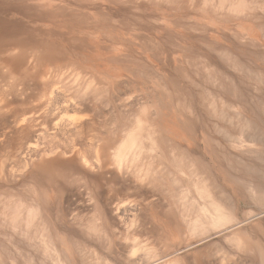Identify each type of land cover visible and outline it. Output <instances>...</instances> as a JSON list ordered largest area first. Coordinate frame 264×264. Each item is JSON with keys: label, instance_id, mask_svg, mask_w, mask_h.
I'll list each match as a JSON object with an SVG mask.
<instances>
[{"label": "bare ground", "instance_id": "bare-ground-1", "mask_svg": "<svg viewBox=\"0 0 264 264\" xmlns=\"http://www.w3.org/2000/svg\"><path fill=\"white\" fill-rule=\"evenodd\" d=\"M134 1L137 2V0ZM160 1L168 2V0ZM201 7L206 9L207 12H211L213 15L215 14L226 20L236 17H243V19L253 18L255 17V11L257 8H261L260 10L264 11V3H260L258 0H203ZM252 20L255 21L254 19ZM241 42L239 44H241ZM43 43H37L36 41L33 43L26 37L20 35H0V178L4 177L7 179V174L5 173L7 170L3 169V167L5 164L4 162L9 159L8 157L11 155H9L10 152L8 154H6V152L4 153V151H9L8 145L12 146L11 148H16L17 152L11 150L17 154L19 153L21 157L24 158L23 164L33 165L34 167L36 166L40 170H48L57 164L71 163L72 165L77 166L78 164H81L84 165L85 169L88 171L96 172L95 174L92 173L90 175L94 184L92 183L91 185L87 180H84L83 184L80 182V179L76 177H73V179L70 178L71 181H69L68 178L74 173L69 175L67 172L66 174L63 172L62 174L66 176L64 177L70 182V187L72 181H74L75 183H73L77 186L82 184L81 188L88 190L90 192H88V194L93 200H98L95 198L96 193H104V188L101 186V182H104V180L107 181L106 184L103 183L107 185V187H105L106 190L104 196L107 203L113 205L116 211H120L119 214L128 213L130 215L133 212L132 217H130L131 223L133 220L135 221V219H140L139 213L137 215L136 212L141 210L139 207L141 202L150 200V197L162 193L170 200L168 202L169 208L166 210V214L170 216V221H180L187 231H185L187 233L186 236L181 233L182 237L184 236V239L188 237L187 235H191V237L194 236V238L200 237L201 239H199V242L206 237V234L209 233L210 235L211 230L213 231V229H216L215 231L219 230H217V228L224 231L234 230L243 223L242 221H244V219L239 220L238 216L237 207L239 199L245 200V197H248L253 203L256 202L254 205L260 207L261 205L262 207L264 206V167L262 168V166H260L264 161L259 153V151L262 150L261 145L264 147V135L261 134L263 131L260 128L262 127L259 128V123L257 125L256 116L258 114L253 108V112L255 113L252 112L251 114H254L255 118L247 115L244 110H238V108L234 110L238 101L244 102L246 99L244 97L246 94L243 96V92L241 94V92L238 91L240 89L237 84L236 86L238 89L237 87H234L235 77L243 78V81L245 77H251L248 80L251 79L252 82L253 80H256V78L257 81H259L260 78L264 81V69L252 68V62H248L250 65H246L244 62L246 59L243 60L240 55H237L236 52L227 47V45L223 46L218 44V47H215L211 46L210 44L212 43H210L209 45L217 52L220 59L232 67L237 74L235 72L234 74L232 71H227L229 68L227 70L223 69V66L218 62L213 63L211 61L213 58L210 60L205 55V59L202 58V56L197 57L194 60L193 57L189 56L188 59H186L187 61L189 60V65L187 64L185 67H180V72L185 78L182 75L181 77L186 79L185 81H187V85H190L191 88L185 84L186 82L183 83L176 79V77H170L172 79L171 82L176 85L178 91L180 90L181 93L187 95L195 94V101L197 100V105L201 111V122L204 129V134H201V138L204 136L203 140L205 142L202 143L200 142V137L194 133V122L191 123L189 120L186 121L182 116L183 119L181 120L182 122L180 125L182 132L178 133L172 125L160 119L161 110L157 109L155 114L153 109L150 110L151 105L154 107L158 106L159 99L153 101V104H150L149 100L142 104V102H140L141 100H139L141 97H138L139 101L135 99L133 102H127L128 104H126V106L129 105L132 108L134 106L139 107H136V113L128 115L127 118H123L126 117L128 113L125 112L126 116H124V111H119L121 102L119 105L116 104L118 100H125L123 98L124 95L121 92L123 82L111 84V82L109 83V81L103 78V76L102 78L99 77L100 75L98 76L93 72L84 69L82 65H79L80 63L78 64V62L71 59H64L67 63H65L63 68H60L64 69L63 72L61 71L63 74H60V69L57 68L58 65L56 66L58 62L63 60V55L59 48L60 45L57 46V43H55L53 44L54 46H45ZM246 43L244 44L246 45ZM45 44H47V42H45ZM258 50L260 49L258 48ZM195 56L197 55L195 54ZM213 60L215 61V59ZM143 73L144 72L139 75H145ZM147 76L148 75H145V77ZM238 78L237 80H240ZM252 78L255 79L252 80ZM261 80L259 82H262ZM244 83H246V81ZM164 84L165 86H168L167 80ZM133 88L137 89L136 85H134ZM251 88L252 86L250 89ZM33 91H35V93H33ZM250 91H252V89ZM64 95H67L68 99L66 97V99H64ZM156 96L158 97V94ZM230 96L234 98L233 101L229 99ZM254 96L252 95V97ZM243 97L244 100H242ZM130 98L131 97L129 96L128 101H130ZM63 99L66 100L65 103ZM103 101H105V107L108 108L107 110H109V112L113 111L111 114L115 115V111H118V118L123 120L126 119L123 124L124 126H119L120 128L118 129L117 127L115 128L116 130H113L114 127H112L113 129L110 131L108 129V133L106 134H104L105 132L102 133L101 129H105L107 125H104L105 127L101 126L100 130H98L99 127L95 121V116H83L84 112L89 111L92 103L95 104V107L99 104V107L102 106L103 108ZM187 101L191 104L188 97ZM139 102L141 103L140 105ZM108 104L112 106L110 107ZM241 105H243V103ZM247 105L248 103H246V106ZM121 106L123 107V105ZM242 107L244 108V105ZM137 109H139L138 112ZM64 110H72L76 115H72L65 120L61 116V111ZM103 110L105 111L104 108ZM261 112L262 110L260 113ZM110 116L111 115H109V117ZM111 117L113 118L114 116ZM112 118H109V122H111L110 119ZM115 120L116 118H114V121ZM198 120L199 119H197V121ZM120 122L118 123L119 125L121 124ZM260 122H262V120ZM107 128L109 127L107 126ZM226 142H229L233 147L244 150L247 155L251 154V158L254 155L253 157L258 161L260 164H258V166H260L262 170L258 171L251 169L254 167L251 166L253 164L250 165L251 170L248 168L247 170L250 173L252 172L251 175L249 174L250 179L253 174L256 176L257 180H254L255 182H252L254 175L252 176L251 182L248 181L249 178L245 179L248 181L246 182L242 178L246 176L244 171L242 172V174L244 173L243 175L238 173L240 174L239 176H242L241 178L243 181L236 177V175H238V171L236 172L238 168L235 166V161L232 160L235 163H233V168L229 167L232 162L226 164V162L229 161L227 158L229 157L228 155H231L226 153ZM209 147H211L210 150L212 156L208 158ZM19 154L16 156H19ZM21 157H19L20 160H23ZM19 158L17 160H19ZM234 159L238 161L237 158ZM257 161H253L255 167L257 166ZM239 163H241V165H239L242 166L245 162L242 163L241 161ZM248 163H245L244 165L248 167ZM226 165L233 169V172L236 173V175L234 174L235 176L231 174V170L226 168ZM234 168L236 170H234ZM258 168L259 167H256L255 169ZM249 172H247V175ZM59 174H61V172H59ZM59 174L57 175L60 176ZM51 175H53L52 172ZM51 175L48 171L46 176L50 178ZM226 182L235 184L238 189L242 190L241 192L245 197L230 193ZM88 194L86 195L88 196ZM1 196L3 195H0V197ZM10 196L11 195H9L7 199H9ZM15 198L16 196L12 199L10 198L11 200L8 201H4L3 199L2 201L0 200V227L2 228L4 226L6 230L10 229L15 235H18L22 240L28 242L34 249L46 253L54 264H73V262L67 257L66 253L54 244L53 240L55 239H53V236L56 235V233L53 234V227L51 222H49L48 217L47 219L46 217L44 218L45 215L43 216L39 212L42 211V209L38 208L40 206L37 205V203H30L31 206L36 204L35 207H37L38 210L40 209L38 211L29 206L28 201L27 204V202L23 203L24 201L21 202L18 199L15 200ZM17 198L19 197L17 196ZM4 199H6V197ZM20 199H22V197ZM158 201V197H154L150 203L151 207L158 206ZM98 212L99 209L97 213H93L92 216L90 215L88 218L85 217L86 219L79 216V221H77L76 217V221L80 223V226L78 225L79 223H75L79 227L83 226L85 228L84 230L87 229V233L90 232V234H92V237L90 235L91 238L96 237L99 243H104V241H106V228L108 227H106L107 225H105V221L97 217L99 214ZM263 212L262 215H264ZM82 215L84 216L85 214L82 213ZM243 215L246 219L247 217L245 214ZM125 216L126 215H124V217ZM254 217L256 216L254 215ZM72 218L74 219V215ZM142 221V226H139L142 228L141 231L138 232L137 229V231L134 232L128 231L126 235V240L128 241L132 239L133 245L130 247L129 251H127L125 264H157L167 256L174 254L173 251L175 249L168 250L169 252H173L171 254H162L163 250L157 247V244H159L157 242H161L163 236L157 233L156 228H148V226L145 225L148 223L147 221ZM249 229L250 228H248V230ZM246 231L247 230L243 232L237 231L229 236V238L228 236L225 237L224 240L230 244L231 242H234L233 244L237 243L240 248L247 249L251 253L260 255L261 264H264V241L263 243L262 241L254 242L249 240L250 238H242L247 234L245 233ZM251 231H253L252 227ZM82 233L86 235V232L84 233V231H82ZM78 235L81 236V233L79 232ZM209 235L207 236L208 239ZM254 235L252 236L254 237ZM58 238L59 240L61 239L60 237ZM226 238L229 240L227 241ZM82 239L79 240V243L77 240L79 245L82 243ZM254 240L256 239L254 238ZM89 242L90 241H88V243ZM214 244L215 246L218 245V247L216 246V252H218L219 243L215 242ZM92 247V249L97 248L95 246ZM234 247L237 248L238 246L235 244ZM233 248L231 251L235 250V248ZM92 249L90 252L86 251L88 252L86 255H84L85 253H83V249H81V252L84 255V264L120 263L114 260L116 258L111 259L109 258L110 255L108 257H106L107 255L101 256L100 253L97 252L98 250L93 251ZM224 249L227 250V247ZM84 250H86V248H84ZM141 250L144 251V257H139L137 255ZM219 250L222 251V248ZM226 250L224 253H226ZM231 251L228 252L230 253ZM164 253L168 252L165 251ZM217 254V256H219V253ZM222 254H220V256ZM231 254L234 253H230V257L224 255L226 260L229 261L233 258V255L231 257ZM123 256L121 257L124 258ZM249 256L254 258L251 255ZM9 257L12 258L13 256ZM227 257L230 259H227ZM245 257H248V255L245 254ZM12 260L16 261L13 258ZM223 260L225 261V259H222L221 261ZM31 261L32 260L30 259V262ZM184 261L175 258L170 261H164V264H187ZM36 262L37 261L34 260V264H37Z\"/></svg>", "mask_w": 264, "mask_h": 264}, {"label": "rangeland", "instance_id": "rangeland-1", "mask_svg": "<svg viewBox=\"0 0 264 264\" xmlns=\"http://www.w3.org/2000/svg\"><path fill=\"white\" fill-rule=\"evenodd\" d=\"M202 1L203 0H168V2H161L160 0H137V2L134 0H0V35H20L26 37L33 43L34 41H36L37 43L44 42L43 45L45 46H54L53 44L57 43V46L60 45L59 48L63 55V60L56 64V66L58 65L57 68H63V66H65V63H67L66 60L71 59L75 62H78V64L80 63L79 65H82L84 69L93 72L98 76L100 75L99 77L102 78L103 76V78L109 81V83L111 82V84L122 82L124 83V85L122 83L121 92L124 95L123 98L125 100H118L116 103L119 105V103L121 102L120 104L123 105V107L121 105L119 106V111L128 113L127 116L126 113L123 114L124 116H126L123 118H127L128 115L136 113V107H139L134 106L132 108L129 105L126 106V104H128L127 102H133L135 101V99L138 100V97H141L139 100H141L140 102H142V104L148 102V100L150 104H153V101L159 99L158 106L154 107L151 105L150 110L153 109L154 114L157 109L161 110L160 119L172 125V127L178 133L182 132V128L180 125L183 117L186 119V121L189 120L191 121V123L194 122V133L200 137V142L203 143L205 142L203 140L204 136L203 138H201V134H204V129L201 122V111L197 105V100L195 101V94L187 95L181 93L180 90L178 91L176 85L171 82L172 79L170 77H176V79L182 81L183 83L186 82V85L188 84L187 81H185L186 79H184L185 77L180 72V67L187 66L189 60L187 61L186 59H188L189 56L193 57V60L197 57L202 56V58L204 59L206 56L210 60L213 58L215 59V61L213 59L211 60L213 63L218 62L221 66H223V69L227 70L229 68L227 71H232L233 73L235 72L237 74V72L234 71L232 67H230L222 59H220L217 52L213 49V47H211H218V44H221L223 46L227 45V47L231 48L234 52H236L237 55H240L243 60L246 59L244 61L246 65L248 64V62H252V68L263 70L264 25L262 24H264V11L260 10L261 8H257L255 11V17L253 18L243 19V17H236L226 20L216 16L215 14L213 15V13L211 12H207L206 9L201 7ZM258 1L260 3H264L263 0ZM252 19H254L255 21H253ZM257 24H259L260 26ZM45 42H47V44H45ZM240 42L241 44H239ZM244 43H246V45ZM258 48L260 50H258ZM195 54L197 56H195ZM246 54L250 57H248ZM250 63L248 65H250ZM63 70L64 69H60L59 72H63ZM62 72L60 74H63ZM140 72H144L143 74L148 76L145 77V75H139L141 74ZM160 74L162 77L160 76ZM181 75L184 78L181 77ZM159 77L161 78V80ZM237 78L235 77L234 87L238 86L240 89L238 91H240L241 94L243 92V96L246 94L244 96L246 99L244 102L238 101L236 103V106L234 107V110L236 108H238V110H244L247 115L252 116L253 118H255V116L251 113L256 110L258 114H256L257 125L259 123V128L262 127L260 128L263 131L261 134L264 135V81H262L261 78L260 80L262 82H259L260 80L257 81V78L256 80H253L255 78H252V82L251 79L248 80L251 77H245L244 81L243 78H238L241 80L240 82V80H237ZM166 80L168 82V86H165L164 84ZM245 81L246 83H244ZM134 85H136L137 89L133 88ZM250 85L252 86V91H250ZM187 86L190 87V85ZM33 93H35V91H33ZM155 94H158V97ZM252 95L255 96L252 97ZM129 96L131 98L133 97L132 99H129L130 101H128ZM65 97L67 98V95H64V99H66ZM187 97L191 104L188 103ZM244 97L242 98V100H244ZM229 99H231L232 101L234 100L232 96H230ZM65 101L66 100H64V103ZM140 102L139 105L141 104ZM245 102L250 105L246 106ZM240 103H243L244 108ZM103 104V108L105 109V111L103 110L102 106L99 107V104L95 107V104L92 103L89 111L84 112L83 116H95V121L97 122V126L99 127L98 130H100L101 126L105 127L107 125L109 128H107L106 126L105 129L103 128L104 131L103 129H101V132H105L104 134H106L108 133V129L109 131L113 129L112 127H114L113 130H116L115 128L117 127L119 129L124 124L126 119L123 120L121 118H118V111H115V115L111 114V112L113 111L109 112V110H107L108 108L105 107V101H103L102 105ZM108 106L111 107L112 105L108 104ZM138 110L139 109H137V112ZM261 110L263 113H260ZM150 112L153 113L152 111ZM72 115H76V113H74V111L72 110L61 111V116L65 120L70 118ZM109 115L114 117H109ZM109 118L113 119V122L112 119H110L112 123L109 122ZM114 118H116L115 121ZM197 119L199 120L197 121ZM117 120L121 121H119L121 123L120 125L118 124L119 122ZM261 120L262 122H260ZM229 144V142H226L225 144L226 153L231 154H227L229 156L227 157L229 159V161L227 160L229 163L226 162V164H230L231 162L233 164V161H235V166L236 168H238V170H236L235 168L234 170H236V172L238 171L237 174L241 173V175H243L244 173H246V176L244 175L245 177H242L239 176L240 174L236 175V173L233 172L232 168L234 167L235 163L233 165L230 164L229 167L232 168H229L228 165H226V168L228 170H231V174H235L238 179H241L243 181V179L245 180L249 178L248 181L251 182L252 176L254 174L250 179V175L252 174V172L250 173L247 168L249 170L253 169L260 171L262 170L260 166H262L263 168L264 163H261L260 165L258 161L253 157L254 155L251 158V154L247 155L244 150L240 148L238 149ZM8 147L7 148L9 149V151H4V153L6 152V154H8L10 152L9 155H11L10 157H8L9 159L4 162L6 166L4 164L3 167V169L7 170H5V173L8 176L6 175L7 179L4 177L0 178V195H3L0 198L3 197L2 199L4 201H8L16 196L15 200L18 199L21 202L24 201L23 203H26L28 201L29 204L28 202L27 204L29 206H31L32 202L37 203V205L40 206L38 208L42 209V211H39L40 209L38 210V208L35 207L36 204H33V206L31 207L37 209L43 216L45 215L44 218L46 217L47 219L48 217V220L49 222H51V225L53 227L52 232L53 234L56 233V235L53 236V239L56 240H53L54 244L66 253L67 257L71 262H73V264H84L83 257L91 251V249L93 248L92 246L97 247H94L95 249L92 250H98L97 252L100 253L101 256L107 255L106 257H108L110 255L109 258H116L114 260H116L118 263L120 262L121 264H125L127 251H129L130 247L133 245L132 239L128 241L126 240V235L128 231H141L142 228H140L139 226L141 225V222L143 223L142 220H144V222H148L145 224L146 226H148V228H156L157 233L163 236V240H161V242H157L159 243L157 244V247L163 250L162 254L168 255L174 252V254L167 256L157 264H164V261H170L175 258L182 259L183 261L185 260L184 262L187 264H190V261L191 264H221L222 262V264H261L260 255L251 253L247 249L240 248L237 243L235 244L238 247L235 248V244H233L234 242H231L230 244L226 242V240H224L225 237L228 236L229 238V236L233 235L237 231L243 232L247 230L245 233L250 234H245V237L242 238H250L249 240H252L254 242L262 241L263 243L264 241V215H262L264 206L262 207L261 205V208L258 205H254V203L256 204V202L253 203L248 197L243 196L241 192L242 190L238 189V187H236L235 184L231 182H226L228 191L233 195L236 194L238 196L240 195L242 197H245V200H238L237 207L239 220L244 219V221H242L244 224L241 223V225L234 230L224 231L220 228H217V230H219L215 231L216 229H213V231L211 230L210 235L209 233L206 234V237H204V239L200 240L199 242V239H201L200 237L194 238V236L191 237V235H187L188 237H186V239L183 238L184 236L182 237V235L186 236L187 231L180 223V221H170V216L166 214V210H168L169 208L168 202L170 200L166 195L162 193L154 196L158 197L159 200L158 206L156 205L157 207H151L150 205L151 200H153L154 197H150V200L141 202L139 206L141 210H138V212H136L137 215L139 213L140 219H135V221L133 220V222L131 223L130 217H132L133 212L130 215L128 213H123L127 216H125V218L122 213V216L121 214H119L120 211H116L113 205H109L107 203L104 197L106 190L105 187H107V185L105 184L107 181L104 180V182H101V186L104 188V193L97 194L95 192V198H97L98 200H93V198L88 194L89 191L81 188L82 184L80 186H77L76 184H74L75 182L72 181L70 187L69 181H71L70 178L73 179V177L79 178L80 182L83 184L84 180H87L92 185L93 179H91L90 175L92 173L95 174V171H88L87 169H85L84 165L78 164L77 166L72 165L71 163L57 164L52 168H49L48 170H40L36 166L34 167L33 165L31 166L23 164L24 158L21 157L19 153V156H16L18 155L16 153V148H11L12 146L9 145ZM11 149L15 150L16 152L12 151ZM210 149L211 147H209L208 158L212 156ZM261 149L263 151L260 150L259 153L261 154V158L264 161V153H262L264 152V147L262 145ZM12 152L15 154H13ZM232 156L234 158H237L238 161H236ZM17 157H21V159L23 160H20V158L19 160H17ZM241 161L242 163L249 162V166L247 164L248 167H246L244 165L245 163L240 166L241 163L239 162ZM253 161H257L256 167H259L258 169H255L256 167ZM258 164L260 166H258ZM250 165L254 167L250 169ZM48 171L50 172V175L51 172L53 173L50 178L46 176ZM243 171L244 173L242 174ZM59 172H61V174H59ZM63 172H65V174L67 172V174L69 175L73 173L74 174L68 178V181L65 178L66 176L62 174ZM247 172H249L248 175ZM57 174H59L60 176H58ZM254 180H257L255 175L252 182H255ZM8 194L13 197L10 196L9 199H7L9 196ZM86 194H88V196ZM17 196L19 198H17ZM5 197L6 199H4ZM21 197L23 200L20 199ZM2 199L0 200L2 201ZM96 202L98 203V205ZM92 207L95 208L93 209ZM98 209L99 214L97 217L105 221V225H107L106 227H108L106 228V241H104V243L100 242L101 244L98 242L95 236H93L95 238H91L92 234H90V232L87 233V229L84 230L85 228L82 225L81 226L83 228L79 227L80 223L77 222L79 221L80 217L86 219L90 217V215L92 216L93 213H97ZM75 210L77 211V213ZM243 211L247 212L244 213ZM82 213L85 215L83 216ZM71 214L74 215V219L72 218L73 215ZM243 214H245V216L247 217L246 219L244 218ZM254 215L257 218L254 217ZM75 222L79 223V226H77ZM251 227L253 228V231H251ZM2 228L0 227V264H34V260L37 261V264H54L51 258L46 253L34 249L28 242L22 240L18 235H15L12 231H10V229H7L9 231L8 232L4 226ZM248 228L250 229L248 230ZM82 231H84V233L86 232V235H84ZM79 232L81 233V236L78 235ZM115 233L118 234L116 235ZM11 234L13 235V237ZM73 234L77 235L74 236ZM208 235L209 239L207 237ZM252 235H254V237ZM73 236L79 239H76ZM58 237H60L61 239L59 240ZM71 237H73L74 239H70ZM80 238H84L81 241L82 243H84H80L79 245L78 243L79 240H81ZM228 238H226L227 241L229 240ZM254 238L256 240H254ZM92 240H95L96 242ZM88 241L90 242L88 243ZM215 242L219 243L218 252H216L218 245H216V247L214 244ZM232 245L235 248L234 251L236 252H234L233 250L231 251V249L233 248ZM82 247L86 248V250H84V248ZM169 247L172 249H170ZM226 247L227 250L224 249ZM80 248L83 249V251ZM220 248H222V251L219 250ZM237 249L241 251L242 254ZM168 250L174 251L169 252ZM225 250L227 254L224 253ZM81 251L85 254L83 255ZM165 251H167L168 253H164ZM228 251H231L230 253L238 255L231 254V257L233 255V258L230 259L227 257V259H230L228 261L224 256L230 255ZM217 253H219V256H217ZM220 254L222 255L220 256ZM245 254L248 255L249 259L248 257H245ZM120 255L124 258H122ZM137 255L139 257H144V251H139ZM249 255L254 258H251ZM9 256H13L12 258L16 261L12 260V258H10ZM30 259L32 260L31 262ZM222 259H225V261H221Z\"/></svg>", "mask_w": 264, "mask_h": 264}]
</instances>
